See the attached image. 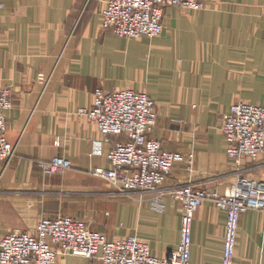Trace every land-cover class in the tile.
Instances as JSON below:
<instances>
[{
    "label": "crops",
    "instance_id": "obj_1",
    "mask_svg": "<svg viewBox=\"0 0 264 264\" xmlns=\"http://www.w3.org/2000/svg\"><path fill=\"white\" fill-rule=\"evenodd\" d=\"M200 10L168 6L156 37H120L102 28L105 0H0V88L15 155L0 162V235L34 231L41 218L71 215L109 239L136 235L167 258L180 239L182 203L165 194L113 191L93 174L107 167L110 142L78 115L96 88L133 89L157 103L150 134L164 150L194 155L177 163L162 190L193 184L225 195L238 175L264 180V152L236 165L226 153L223 116L238 101L264 105V0H203ZM73 167L44 177L38 163ZM227 213L206 200L192 223V264L221 260ZM58 264H101L69 255ZM233 264H264V211L239 221Z\"/></svg>",
    "mask_w": 264,
    "mask_h": 264
},
{
    "label": "built area",
    "instance_id": "obj_2",
    "mask_svg": "<svg viewBox=\"0 0 264 264\" xmlns=\"http://www.w3.org/2000/svg\"><path fill=\"white\" fill-rule=\"evenodd\" d=\"M182 6L203 9V0H105L101 13L104 29L126 38L156 37L164 31V10ZM14 101L10 88H0V162L11 159L17 145L7 135L6 112ZM78 115L93 121L104 137L121 139L110 142L107 167L93 171L107 180L117 193L170 194L182 203L180 239L167 258L151 253L149 244L136 235L109 239L94 230L87 221L70 215L42 218L34 231H14L0 235V264H58L69 255L98 259L101 264H192V223L196 211L206 200L227 213L226 238L221 260L215 264H233L241 215L251 209L264 211V180L238 175L228 194L185 184L164 189V183L177 163L192 171L194 155L164 150L159 139L151 138L157 122V104L149 95L133 89L106 91L96 88L93 105L80 108ZM221 131L227 156L236 165L243 159L257 160L264 152V105L235 102L223 116ZM42 172L51 175L73 167L62 156L38 163Z\"/></svg>",
    "mask_w": 264,
    "mask_h": 264
},
{
    "label": "rangeland",
    "instance_id": "obj_3",
    "mask_svg": "<svg viewBox=\"0 0 264 264\" xmlns=\"http://www.w3.org/2000/svg\"><path fill=\"white\" fill-rule=\"evenodd\" d=\"M103 28V27H102ZM104 29V28H103ZM105 30H108V31H111L112 33H113V31L112 30H110V29H105ZM153 99V98H152ZM157 104V103H156ZM157 111H158V108H157ZM158 117V116H157ZM72 169V168H71ZM70 170V169H69ZM69 170H67V171H65V172H55V173H53V174H51V175H46V174H44L43 172V175H44V177H49V178H51V177H59V176H63L64 174H66ZM99 178H101V177H99ZM101 179H104V178H101ZM105 180V179H104ZM107 181V180H106ZM108 182V181H107ZM109 183V182H108ZM109 186L111 187V189L114 191V187L109 183ZM71 216V215H70ZM42 219V218H41ZM83 221H87V220H83ZM88 223H90V221H87Z\"/></svg>",
    "mask_w": 264,
    "mask_h": 264
}]
</instances>
